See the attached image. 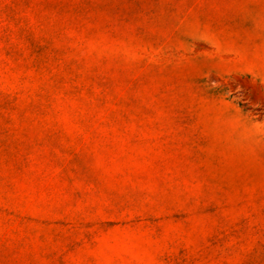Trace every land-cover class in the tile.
<instances>
[{
    "label": "rangeland",
    "instance_id": "rangeland-1",
    "mask_svg": "<svg viewBox=\"0 0 264 264\" xmlns=\"http://www.w3.org/2000/svg\"><path fill=\"white\" fill-rule=\"evenodd\" d=\"M0 264H264V0H0Z\"/></svg>",
    "mask_w": 264,
    "mask_h": 264
}]
</instances>
